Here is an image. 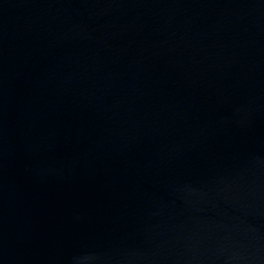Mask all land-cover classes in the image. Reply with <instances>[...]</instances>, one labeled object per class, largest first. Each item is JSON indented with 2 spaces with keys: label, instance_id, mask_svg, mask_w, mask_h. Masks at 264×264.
Masks as SVG:
<instances>
[{
  "label": "water",
  "instance_id": "95a60500",
  "mask_svg": "<svg viewBox=\"0 0 264 264\" xmlns=\"http://www.w3.org/2000/svg\"><path fill=\"white\" fill-rule=\"evenodd\" d=\"M0 264H264V0H0Z\"/></svg>",
  "mask_w": 264,
  "mask_h": 264
}]
</instances>
